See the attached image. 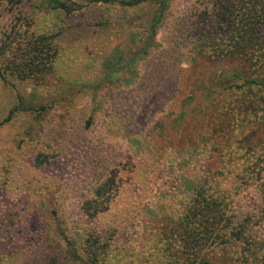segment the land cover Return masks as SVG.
I'll return each mask as SVG.
<instances>
[{
    "label": "rangeland",
    "instance_id": "1",
    "mask_svg": "<svg viewBox=\"0 0 264 264\" xmlns=\"http://www.w3.org/2000/svg\"><path fill=\"white\" fill-rule=\"evenodd\" d=\"M74 1L84 6L70 14L46 7L45 0L0 3V35L30 22V30L55 35L58 47L53 68L42 80H0V121L16 107L0 126V264H51L53 259L67 264L57 225L78 245L81 233H103L110 243L103 264H162V254L180 244L168 217L184 209L179 168L187 163L184 171L193 172L208 165L206 158H197L188 134L197 137L211 126L219 128L213 125L218 105L226 109L233 98L222 94L219 104L211 105L213 100L196 92L191 103L184 101L208 67L204 59L195 65L186 52L189 23L214 0H168L153 32L150 20L159 0L133 7ZM144 46L146 52H138ZM229 111L222 133L238 130L234 109ZM182 113L175 131L172 117ZM216 153L215 170L221 167ZM37 156L48 161L36 164ZM108 178L109 208L94 217L83 214L84 202L97 197ZM231 187V180L221 179L217 190L232 192ZM251 196L245 189L233 201L245 210L255 203ZM165 215L161 234L154 230ZM245 223L262 235L252 220ZM245 245L240 242L223 254H239L241 264H254L260 244L242 251Z\"/></svg>",
    "mask_w": 264,
    "mask_h": 264
},
{
    "label": "trees",
    "instance_id": "2",
    "mask_svg": "<svg viewBox=\"0 0 264 264\" xmlns=\"http://www.w3.org/2000/svg\"><path fill=\"white\" fill-rule=\"evenodd\" d=\"M18 1L0 0V3L15 4ZM86 1L133 7L150 0ZM167 5L168 0H159L150 20L152 32ZM45 6L70 14L84 4L74 0H45ZM29 25L30 22H26L25 27H13L8 33L0 35V80L3 82L10 78L38 82L53 68L58 55L55 35L36 33L29 29ZM189 27L190 34L185 37L184 43L186 52H189L194 63L204 59L208 67L205 79L193 82L195 87L184 101L191 103L196 92L213 100L215 103L211 105L219 104L222 94L231 93L233 98L226 109L218 105L213 125L220 124L219 128L211 126L197 137L188 134L197 158H206L208 165L204 166V170L193 172L189 169L184 171L187 163L179 168L181 172L178 173L182 174L186 190L180 197L184 209L176 217H168L171 218V229L178 233L180 244L169 255L162 254V264H230V259L241 260V264L244 256L223 254L225 249L236 247L240 242L246 244L242 251H247L248 246L249 250L251 243H259L262 252L256 253L254 264H264V151L260 149L261 144L264 147V0H214L213 6L207 7L195 21L191 20ZM138 52L144 54L146 46L138 49ZM15 108L8 110L0 126L10 120ZM231 109H234L235 120L239 122L238 130L236 133L233 130L222 133V121ZM183 116L184 113L172 117L178 127L174 128L175 131L179 130ZM89 122L87 120V125ZM195 124L198 125L197 122ZM214 153L217 162H221L217 170L212 168ZM47 157L37 156L36 164L48 161ZM238 157L245 158L239 161ZM221 179L232 181V192H218L217 185ZM109 180L111 178L98 187L97 197L84 202L83 214L94 217L99 211L109 208L112 201V197L106 193L111 185ZM245 189L252 192L255 203L243 210L233 198L237 192ZM101 192L107 195L102 196ZM53 212L57 218H61L56 211ZM224 213L228 214L225 217L227 223L221 225ZM124 214L126 217L130 215L128 212ZM124 214L118 216L124 218ZM167 215L159 229L154 231L165 233ZM161 218L163 216L160 215L159 221ZM251 220L261 227L262 235L254 233L245 223ZM157 225L154 224V229ZM56 234L65 243L67 264H103L102 254L109 250L110 243L100 231L81 233V245L68 237L59 225ZM165 241L170 244L169 236ZM195 251L197 256L192 258L191 252ZM55 263L53 259L51 264Z\"/></svg>",
    "mask_w": 264,
    "mask_h": 264
}]
</instances>
